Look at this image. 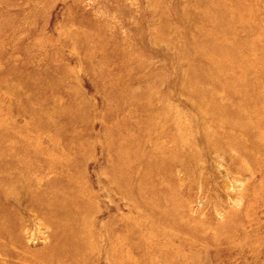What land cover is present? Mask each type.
Instances as JSON below:
<instances>
[{
    "label": "rangeland",
    "instance_id": "1",
    "mask_svg": "<svg viewBox=\"0 0 264 264\" xmlns=\"http://www.w3.org/2000/svg\"><path fill=\"white\" fill-rule=\"evenodd\" d=\"M0 264H264V0H0Z\"/></svg>",
    "mask_w": 264,
    "mask_h": 264
}]
</instances>
